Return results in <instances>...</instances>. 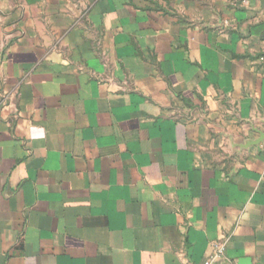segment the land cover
I'll return each mask as SVG.
<instances>
[{"label": "crops", "instance_id": "0c3cea01", "mask_svg": "<svg viewBox=\"0 0 264 264\" xmlns=\"http://www.w3.org/2000/svg\"><path fill=\"white\" fill-rule=\"evenodd\" d=\"M264 264V0H0V264Z\"/></svg>", "mask_w": 264, "mask_h": 264}, {"label": "built area", "instance_id": "2783aa9c", "mask_svg": "<svg viewBox=\"0 0 264 264\" xmlns=\"http://www.w3.org/2000/svg\"><path fill=\"white\" fill-rule=\"evenodd\" d=\"M224 253H225V243L223 242L216 243L214 256L208 264H213L214 260H218L221 257H223Z\"/></svg>", "mask_w": 264, "mask_h": 264}]
</instances>
